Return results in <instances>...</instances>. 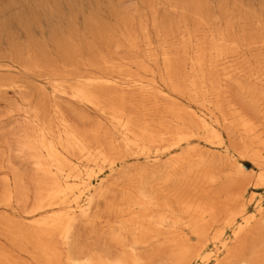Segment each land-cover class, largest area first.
Wrapping results in <instances>:
<instances>
[{
    "label": "bare ground",
    "instance_id": "bare-ground-1",
    "mask_svg": "<svg viewBox=\"0 0 264 264\" xmlns=\"http://www.w3.org/2000/svg\"><path fill=\"white\" fill-rule=\"evenodd\" d=\"M163 1L176 17L167 9L160 16L152 6L149 27L146 16L121 11L111 0L110 18L102 6L85 8L82 0H65L68 16H60L62 0H56L50 11L65 21L49 26L48 38L36 36L46 33L37 8L13 14L24 6L14 0L0 9V43L4 36L7 45L0 71H30L72 104L70 114L41 95L36 102L25 97L29 128L20 146L31 159L37 190L31 206H13L18 196L28 199L22 177L0 166V264H264V244L248 246L264 224V207L258 199L249 211L256 195L248 194L247 179L238 180L241 162L238 178L214 194H224L223 206L213 196L192 203L186 193L216 181V157L202 143L230 159L248 158L259 171L251 185L264 186L259 16L235 15L222 5L214 17L204 0ZM7 87L24 85L0 79V89ZM75 106L100 121L85 125L88 116ZM98 159L111 168L128 159L147 165L135 169L122 204L108 208L120 221L107 220L101 241L85 248L76 230L94 219L91 205L104 191L79 164ZM259 236L263 242L264 232Z\"/></svg>",
    "mask_w": 264,
    "mask_h": 264
},
{
    "label": "rangeland",
    "instance_id": "rangeland-1",
    "mask_svg": "<svg viewBox=\"0 0 264 264\" xmlns=\"http://www.w3.org/2000/svg\"><path fill=\"white\" fill-rule=\"evenodd\" d=\"M14 0H0V9L6 6L9 2ZM18 2L24 1V6L14 7L11 12L18 13L20 11H29L30 5L34 9L37 8L39 16H41V23L45 28V35L41 36L38 31L36 36L42 38H48V28L49 26H56L58 24L64 23L65 19L57 16L58 13H52L51 6L56 0H40L42 3L38 5H33L34 0H15ZM46 1V3H44ZM109 0H82V5L85 8H92L98 5L103 8V16L110 18L107 3ZM177 1V0H175ZM111 2L121 11L124 12H139L143 14L148 19L150 27V7H156L158 15H163L165 9L168 10V13L176 17L178 12L176 9H172L168 4H163V0H111ZM52 3V4H51ZM46 5V6H45ZM166 5L168 7H166ZM202 5L205 6L204 10L211 13L214 17H219L222 13L220 8L225 7L229 12L238 15L241 12L254 13L259 16V22L254 23V28H260L264 31V0H204ZM31 7V8H32ZM60 16H68V6L65 0H62L60 3ZM8 14V13H7ZM2 18L0 17V22ZM112 21V19H110ZM113 22V21H112ZM242 22H239L241 24ZM12 30L19 31L18 35H21L22 32L17 25H13ZM151 30H153L151 28ZM154 34V31H152ZM4 35V34H3ZM23 39V37H21ZM7 45L6 40L3 36L2 43H0V53L5 51ZM10 78L16 80L18 83L24 85L23 88L16 87H7L6 89H0V166H5L7 169L18 173L22 177V182L24 185V190L28 196L27 202L24 203L23 200L18 196V200L14 202L13 206H31L33 204L35 195H36V185L33 181V165L31 159L28 157L27 152L21 150V141L23 139L24 132L29 128V125L26 124L24 120V109H28V102L25 97L30 98L32 102H36L38 97L41 95L45 97V100L50 103L59 104L67 113H70V106L72 104L69 101V97L60 94H53L51 84L47 81L37 78L35 74L30 71H24L20 67H14L10 70L2 69L0 71V79ZM41 90V92L38 91ZM78 110L82 111L88 116V121L85 125H92L97 121H100V117L95 115L92 111H88L81 106H75ZM71 114V113H70ZM202 149L213 153L216 157V181L213 183L212 187L207 186L202 192L198 188L192 189L187 188V199L192 203H198L201 200H206L213 196L218 201V206H223L225 204L224 194L218 198L215 196V192H218L225 187L229 180L232 178H238L236 176L237 167L239 162L244 165L243 174L238 178L241 180L242 177L247 179L246 182H249L248 185V194L254 192L256 197L253 198L249 203V211H253L259 203L264 207V186L254 188L251 185V182L255 180L257 174L259 173L258 169L249 162V159L246 157H241L235 155L233 158H229L225 155L222 149L212 148L209 145L201 144ZM147 165V162L143 159L135 160L128 159L122 164H116L113 168L108 161H103L98 159L96 162L86 163L85 161L79 164L80 170L84 173L86 170H89L91 173V182L93 187L98 189L99 187L103 189L104 193L100 197H96L91 205L90 213L95 214L94 219L91 222L79 224L77 227V239L79 246L90 248L94 247L95 244L101 241V231L103 226L106 224V221L109 220L110 223H117L121 218H116L113 213H110L108 208L109 206H117L122 204V194L126 189L135 183V178H131L132 174L135 172V169L138 167H144ZM134 180V181H133ZM80 186H83L80 184ZM123 208L127 206L122 205ZM223 213V212H221ZM125 216V215H124ZM129 215L125 216L128 218ZM124 218V219H125ZM115 220V222H114ZM264 232V224L258 225L256 228L255 236L250 238L248 241V246L251 249L259 250L260 246L264 244L262 242L263 237H257L258 234ZM229 235V230H225V236ZM196 238L194 235H191V243H195ZM110 247L117 246L114 245V242H110ZM119 249V248H118ZM211 262V261H210Z\"/></svg>",
    "mask_w": 264,
    "mask_h": 264
}]
</instances>
